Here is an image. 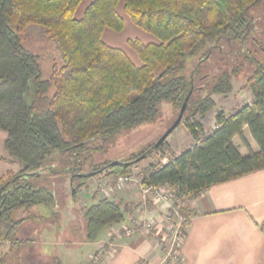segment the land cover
<instances>
[{
  "label": "trees",
  "instance_id": "1",
  "mask_svg": "<svg viewBox=\"0 0 264 264\" xmlns=\"http://www.w3.org/2000/svg\"><path fill=\"white\" fill-rule=\"evenodd\" d=\"M121 1L134 25L158 40H128L140 65L102 38L106 29L124 30L117 11ZM263 1L94 0L79 20L75 13L82 0H0V130L6 133L8 156L22 164L19 172L0 176V264H9L10 253L3 254V247L13 252L34 242L18 235L32 219L26 214L33 207L57 208L56 192L40 185L47 175L69 172L75 196L92 179L130 176L137 160L147 152L166 151L167 141L115 166L96 163L94 155L124 133L156 122L164 103L180 113L192 89L181 124L195 144L178 156L162 155L167 164L145 167L142 186L172 191L186 228L195 215L193 200L214 185L264 170V45L257 32L252 34L257 28H251L249 14ZM33 25L44 28L62 55L63 65H54L48 79L42 77L40 57L24 47ZM224 47L237 51L227 61L242 58L241 63L198 89L196 79L213 64V53H224ZM188 59L193 60L189 77ZM243 70L251 71L245 82L254 102L230 113L220 110L217 128L205 133L201 120L217 107L216 96L234 91L233 81ZM246 127L260 152L242 156L233 141L240 137L245 143ZM5 161L0 153V163ZM20 212L26 214L17 217ZM83 219L85 241L94 243L106 229L123 223L125 214L121 202L104 197L84 209ZM158 235L164 256L167 234ZM48 264L62 263L56 259Z\"/></svg>",
  "mask_w": 264,
  "mask_h": 264
},
{
  "label": "crops",
  "instance_id": "2",
  "mask_svg": "<svg viewBox=\"0 0 264 264\" xmlns=\"http://www.w3.org/2000/svg\"><path fill=\"white\" fill-rule=\"evenodd\" d=\"M93 1L82 0L75 18L82 19ZM117 11L124 19L125 28L121 33L106 29L103 33V41L108 46L124 50L136 65H140L141 61L129 47L128 40L138 39L145 44L157 43L158 40L134 25L125 12L123 1L119 3ZM245 92L246 96H239L235 105L229 108L217 105L215 110L201 120L205 133L217 128V113L214 114V111L222 107L221 110L230 113L254 102L252 91L246 88ZM183 126L185 127L184 124ZM244 139L245 143L240 137H236L233 141L242 156H247L251 152H260V147L248 127L244 130ZM194 144L189 134L187 148L177 149L175 142L167 143L168 149L165 152L169 156H178ZM165 159L168 158L161 157L158 164H162ZM21 168L20 166L19 171ZM112 177L88 181L76 196L73 191L71 192L70 204L64 208L63 215L67 223L66 233L72 240L62 241L59 245L61 263L92 264L94 255L103 252L105 256L100 264H141L143 261L163 264L162 245L158 234H167L171 227L169 217L176 219L174 213L176 209L173 202H158L152 196L145 197L140 178L136 182L131 181L117 188L111 194L112 197H108L121 202L125 221L106 229L97 242L85 241L86 226L83 211L104 197L96 192ZM72 186L71 181L68 186L62 188L64 193L56 192L58 202L61 196L62 198L65 196V189L73 188ZM57 208L60 209L59 203ZM190 208L195 211V215L189 219L188 225L184 228L185 240L181 249L184 264H264V170L212 186L200 198L193 200ZM131 220L153 222L154 229L151 232H137L130 237L125 235L116 237L118 231L131 226ZM107 250L109 252L105 254Z\"/></svg>",
  "mask_w": 264,
  "mask_h": 264
},
{
  "label": "rangeland",
  "instance_id": "3",
  "mask_svg": "<svg viewBox=\"0 0 264 264\" xmlns=\"http://www.w3.org/2000/svg\"><path fill=\"white\" fill-rule=\"evenodd\" d=\"M249 14L253 17L251 28H257V30H254L252 34L254 35L257 32V36L261 39L264 45V1L259 5L252 7L249 10ZM44 31V28L40 26H30L27 30V40L24 43V47L40 57L42 77L44 79H48L53 71L54 65L62 66L63 59L57 44L49 39V37L44 34ZM223 49L224 53L220 54L218 51L213 53V64L207 65L202 75L199 76L200 78L196 79L195 86L198 89H203L205 85L214 81L216 79L215 77H219L222 71L227 69L228 66L231 68L232 64L235 66V64L241 63L242 58H240V61H238L236 58L234 60L232 59L233 63L232 61H227L231 60L229 59V54L237 52V46L236 49H233L232 51L229 48L225 50V47ZM223 58L225 60H222ZM192 63L193 60L188 59L187 69L185 71V75L187 77L190 76ZM250 74L251 71L243 70L238 79L233 81L234 91L230 95L216 96L215 100L217 105L229 108L230 106L235 105V101H238L237 99L239 96H246L245 88L247 86L245 81ZM53 93L54 89L50 91V95H53ZM197 94L199 93H196L195 95ZM221 109L223 108L221 107L217 111H214V114L218 113ZM178 115L179 111L171 103L162 104L160 115L156 122L145 124L131 131L130 133H124L118 137L116 143L106 149L105 152L96 153L94 155V161L98 164H102L104 162L106 163L107 161H125L143 154L149 147L156 144L161 139L167 130L174 124ZM5 138L6 133L0 130V153L2 156H5V158L8 159L7 161L0 163V176L7 174V172L17 173L19 172V167H22V164L19 161L11 159L8 156V153L4 148ZM173 142L176 143L177 149L187 148L189 143V133L183 124H181L168 137L167 143ZM162 155H166L169 158L173 157L171 155L169 156L165 151L152 153L147 152L144 154L142 156L143 158L141 157L135 162L132 174L130 175L133 177L132 180L136 182V180H139V178L142 179L145 167L153 165V163L154 165L158 164V161L161 159ZM49 162H51V160ZM87 171L88 167L86 168V172ZM71 181L72 180L69 172H60L57 174L47 175V178L43 179L40 182V185H50V187L55 192L61 194L60 191L64 193L62 188H64V186H68ZM76 185H78V181L74 182V186ZM113 188L115 190L118 188V185L115 182L113 183ZM71 192V187H67V189H65V198H62L61 196L59 199L60 201L58 202L60 209L46 205H37L31 209L29 214L23 212L17 214V217L22 213L32 218L26 223V225L23 226V228L20 229L18 235L22 240L31 239L34 240V242H30L29 244L27 243V245H22L20 248L16 247L13 252H11L9 246L3 247V254L10 253L9 264H16L17 258H20V264H48L49 261H54L61 258V249H59L61 247H59V245L62 241L67 242L72 240L66 233L65 228L67 223L63 215L65 211L64 208H67V206L70 204ZM96 193L101 194L99 188ZM173 218L174 219H172V222L178 221L177 216L176 219L175 217ZM132 222L133 220L130 222L131 225ZM23 248L25 250L24 254L21 253ZM101 253L102 252L97 253L94 256H97ZM23 255H25V257Z\"/></svg>",
  "mask_w": 264,
  "mask_h": 264
},
{
  "label": "built area",
  "instance_id": "4",
  "mask_svg": "<svg viewBox=\"0 0 264 264\" xmlns=\"http://www.w3.org/2000/svg\"><path fill=\"white\" fill-rule=\"evenodd\" d=\"M168 159H165L162 164H167ZM133 177L128 176H116L111 178L110 181L105 182L99 187V191L105 197H109L112 192L115 190L113 188V183L115 182L118 185V188L125 185L128 182L133 181ZM142 187V193L146 196H152L155 201H165V202H173L174 194L170 191L166 186H151V187ZM175 215L178 218V221L172 222L174 219L172 216L169 217L171 221V227L168 230V233L163 240L164 245L166 246V250L164 252L163 264H184V260L181 255V249L185 240V231H184V220L178 216L177 211L175 210ZM154 229V223L150 221H137L133 220L132 225L127 227L124 230L118 231L116 233V237L125 236H133L137 232H151ZM107 250L105 252L108 253ZM104 253L94 256L92 264H100L102 259L104 258ZM141 264H152L149 261H143Z\"/></svg>",
  "mask_w": 264,
  "mask_h": 264
},
{
  "label": "water",
  "instance_id": "5",
  "mask_svg": "<svg viewBox=\"0 0 264 264\" xmlns=\"http://www.w3.org/2000/svg\"><path fill=\"white\" fill-rule=\"evenodd\" d=\"M193 93V89L190 91V93L188 94L181 110L180 113L176 119V121L174 122V124L167 130V132L161 137V139L156 143L155 148L159 147L160 145H162L165 141H167L168 137L181 125L183 119H184V115L188 106V102L190 100V97ZM119 164L118 161L112 163L110 166H115ZM104 170L100 171V173H102ZM73 194H75V190H73Z\"/></svg>",
  "mask_w": 264,
  "mask_h": 264
}]
</instances>
